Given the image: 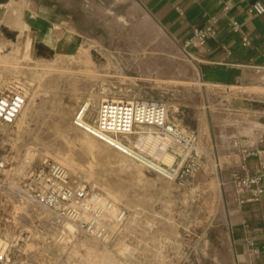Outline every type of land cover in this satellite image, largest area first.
<instances>
[{
    "label": "rangeland",
    "instance_id": "1",
    "mask_svg": "<svg viewBox=\"0 0 264 264\" xmlns=\"http://www.w3.org/2000/svg\"><path fill=\"white\" fill-rule=\"evenodd\" d=\"M41 1L57 8L11 0L6 7L21 13L14 22L13 11H0L1 55L19 64L17 70L0 64V74L30 89L25 114L0 126V238L9 245L11 264H237L229 194L239 157L224 147L233 137L252 146L264 136V71L237 86L204 87L193 63L139 0ZM38 15L50 21L31 25ZM64 38L69 54L57 51ZM106 95L162 100L170 121L199 135L209 153L204 170L184 184L170 181L78 127L75 114L93 96L91 122ZM46 161L65 165L74 180L128 210L120 236L104 243L78 230L73 235L66 220L27 199L21 181Z\"/></svg>",
    "mask_w": 264,
    "mask_h": 264
},
{
    "label": "built area",
    "instance_id": "2",
    "mask_svg": "<svg viewBox=\"0 0 264 264\" xmlns=\"http://www.w3.org/2000/svg\"><path fill=\"white\" fill-rule=\"evenodd\" d=\"M224 10L228 11L229 7L225 6ZM248 12L264 14V5L257 2ZM229 21L235 32L242 31L235 17H230ZM217 24L218 18L210 17L204 26L194 30L183 49L188 52L190 48L204 46L217 34ZM243 43L251 45L247 35L243 36ZM27 98L28 87L21 79H13L6 89L0 90V126H10L16 121ZM248 104L253 108L251 102ZM87 106L88 103L75 117L78 127L170 181L186 183L204 170L209 161V153L198 137L169 120V108L162 100L108 97L99 103L94 119L85 123ZM143 127L156 129L167 148L152 152L150 144L137 147L119 140L135 136ZM260 142L263 145L255 148L243 146L235 138L225 143L224 150L230 154H235L230 152L235 150L239 157L230 170L232 205L264 206V136ZM171 147L178 148L180 154L171 152ZM168 153L175 156L171 164L165 161ZM21 187L30 200L76 226L80 235L98 242H109L120 236L129 219L128 210L87 184L74 180L69 169L58 162L46 161L31 166ZM251 246L253 253H262L264 257V248L255 247L253 242ZM11 261L9 245L0 238V264H11Z\"/></svg>",
    "mask_w": 264,
    "mask_h": 264
},
{
    "label": "crops",
    "instance_id": "3",
    "mask_svg": "<svg viewBox=\"0 0 264 264\" xmlns=\"http://www.w3.org/2000/svg\"><path fill=\"white\" fill-rule=\"evenodd\" d=\"M10 1L1 3L0 11ZM26 1L30 2L35 9L57 8L56 5L42 4L41 0ZM91 1L98 3V0ZM111 1L115 2V0ZM139 1L170 34L189 62L193 63L204 87L237 86L248 74L264 71V14L248 12V8L257 2L264 5V0ZM225 6L229 7L228 11L224 10ZM212 16L218 18L217 34L204 46L193 47L186 52L183 49L184 43L192 37L196 28L204 26ZM232 16L241 24V32H235L230 25L229 20ZM49 21V16L38 15L31 25H44ZM244 35L251 40L250 46L244 45ZM187 129L191 130L188 127ZM191 132L196 134L195 131ZM196 136L200 140L199 135L196 134ZM262 137L252 144L253 147L249 146L248 140L242 137L233 138L240 140L243 146L255 148L263 145L260 142ZM230 152L237 153L235 150ZM230 215L237 264H264L262 253H253L251 246L253 242L255 247L264 248V206L260 204L233 205Z\"/></svg>",
    "mask_w": 264,
    "mask_h": 264
},
{
    "label": "bare ground",
    "instance_id": "4",
    "mask_svg": "<svg viewBox=\"0 0 264 264\" xmlns=\"http://www.w3.org/2000/svg\"><path fill=\"white\" fill-rule=\"evenodd\" d=\"M10 5H8L7 8V11H10V12H14V15L12 16V19H13V22L16 21L17 19H19L21 17V13H19L17 10H14L13 9H10ZM68 40L66 38H64L57 51L59 54H69V52L67 51L66 49V46L68 45ZM85 49V48H84ZM78 50H82L81 47H78ZM87 50V49H86ZM82 52V51H81ZM80 54L83 55V57L87 60V61H90V55L88 52H82ZM59 59V58H58ZM57 59V60H58ZM67 59V58H66ZM61 61V60H60ZM63 61V60H62ZM85 62V60H84ZM67 63V62H66ZM0 64H3L5 65L4 67L6 68H13V69H16L17 66L19 65L18 63H11L10 61L7 60V58L5 56H2L1 55V51H0ZM17 70V69H16ZM50 70V69H49ZM8 82V81H7ZM6 80L3 78V76H1L0 74V89H3V88H7L8 87V84ZM103 93V92H102ZM105 94V93H103ZM29 95H30V89L28 90V98H29ZM92 95V94H91ZM99 96V95H98ZM97 96V97H98ZM110 96V95H109ZM31 97V96H30ZM108 96L106 95V97H103L101 96L99 99H100V102L103 100V99H106ZM93 96L88 100V106L86 107L85 111H86V119H85V123H89L88 119L91 118V115L93 113V109L95 108V102L93 100ZM115 98V97H113ZM115 99H118V98H115ZM32 100H34V96L32 98ZM247 101L246 100H242V99H236L235 100V103L244 108V109H247L248 108V102L246 103ZM27 104V103H26ZM26 104L25 106L23 107V109L21 110L20 115H23L25 114V110H26ZM29 106V105H28ZM80 111V110H79ZM79 111L75 114V116L79 113ZM75 116H74V119H75ZM19 118V117H17ZM17 120V119H16ZM20 120V119H19ZM24 121V119H23ZM23 121L21 123H23ZM22 126V125H21ZM18 127V126H17ZM83 130V129H82ZM85 131V130H84ZM86 132V131H85ZM88 133V132H87ZM90 134V133H89ZM93 136V135H92ZM95 137V136H94ZM76 138V137H75ZM119 140L121 142H125L126 143H129L131 146H137V147H140L141 145L143 144H150L151 145V151L154 152V151H157V150H163V149H166L167 148V144L162 140V138H160V135L157 133L156 129L154 128H149V127H143L141 128L140 130H138V132L135 134V136L131 137V136H128L126 137L125 139L123 138H119ZM76 141V140H75ZM103 142V141H102ZM100 143V142H99ZM108 147H111V146H108ZM115 150V149H114ZM170 151L171 152H174V153H178L180 154V150L176 147H171L170 148ZM34 156V152L29 150L27 152V157L30 159V158H33ZM129 158V157H128ZM126 160V159H125ZM175 160V156L171 153H168L165 157V161L169 164H171L173 161ZM125 162V161H124ZM18 170H20L19 174L20 175H24L25 174V169L24 167H20ZM18 173V171H17ZM101 191V190H100ZM99 191V192H100ZM103 194V192H100ZM104 196H106L105 194H103ZM108 197V196H106ZM109 198V197H108ZM27 199L29 200V198L27 197ZM111 199V198H110ZM130 217V216H129ZM135 217V216H134ZM64 227L67 231H69L71 234L75 235V233H77V229L76 227L69 223V222H66L64 223ZM4 234H10L9 231H6ZM71 238V237H70ZM98 242V241H96ZM94 244V243H93ZM93 249V248H91ZM120 249V248H119Z\"/></svg>",
    "mask_w": 264,
    "mask_h": 264
},
{
    "label": "water",
    "instance_id": "5",
    "mask_svg": "<svg viewBox=\"0 0 264 264\" xmlns=\"http://www.w3.org/2000/svg\"><path fill=\"white\" fill-rule=\"evenodd\" d=\"M5 1H6V0H0V4L3 3V2H5Z\"/></svg>",
    "mask_w": 264,
    "mask_h": 264
}]
</instances>
